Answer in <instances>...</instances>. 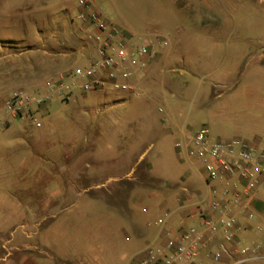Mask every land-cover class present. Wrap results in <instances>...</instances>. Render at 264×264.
Returning <instances> with one entry per match:
<instances>
[{
  "label": "crops",
  "instance_id": "crops-1",
  "mask_svg": "<svg viewBox=\"0 0 264 264\" xmlns=\"http://www.w3.org/2000/svg\"><path fill=\"white\" fill-rule=\"evenodd\" d=\"M110 1L114 2L112 6L117 9L115 2L117 0ZM151 2L153 3L149 6L148 14L155 17L161 25L175 27L176 33L179 34L177 43L183 45L185 43L186 48L205 47L209 50L216 48L215 41L210 36H205L201 40L189 35V32L200 26L206 27L209 33H225L230 28H236L239 29L240 34L247 36L254 27V24L248 25L249 18L251 17V23L256 22L255 26L258 28L261 20L257 17L264 16L262 13L264 0H151ZM81 9L78 5L74 15L67 13L70 25L67 36H61L63 31L54 30L44 38V44L36 50L31 47L26 51L3 54L0 52L2 54L0 55V88L7 83L9 72L13 69L28 71L37 68L38 63L47 60L57 63L60 58H72L79 64L87 63L90 45L80 39L82 36L79 31L80 23L75 18ZM254 15H256L255 19ZM262 29L261 34L256 36L260 49H264V27ZM62 46L68 48L66 53L46 51L56 50L57 47ZM36 51L41 52V56H34ZM170 51L171 45L168 50L159 49L147 69L146 76L140 82V86L147 92L146 98L150 104L168 103L166 70L161 73L160 68L165 66ZM30 52L36 59L33 64L27 65L24 55ZM261 57L263 58L264 55ZM209 60L210 53L207 51L202 61L209 62ZM7 66L10 69H6ZM61 70L63 68L57 69L54 73ZM153 77H156V82L151 83ZM43 85L44 81L40 78L30 79L31 92L42 91ZM12 91L3 95L0 102ZM170 96L174 97V93L171 92ZM244 97L237 85L229 88L224 95L222 93L214 95V98L222 99L224 111L231 119L239 114L249 113V109H254L252 112L255 115L253 114L252 117H255V120L249 121V126L240 125L238 130L244 140L264 150V97L257 99L251 105L246 104ZM159 107H162L163 111H158L164 113L160 118L162 129L170 132L174 140L181 130H196L187 122L184 108L180 104L174 103L167 106V109L162 105ZM52 108V104L48 103L33 110L39 123L51 115ZM210 115L215 114L210 113ZM134 118L136 121L140 119L137 115ZM24 119L29 117L16 118L7 128L0 131V264H108L110 257L108 249H105L104 244L96 242L114 235L119 225L102 223L96 228L95 238L89 240L87 228L82 223L84 215L82 209H87L89 205L86 194L91 191L89 189L91 187L107 190L110 186L113 190L115 187L119 189L121 186L119 181L134 179L135 168L142 160L148 162L149 174L159 179L163 185L159 188L144 186L129 190L128 198L147 191L151 205L149 208H142V211L148 215L145 222L134 221L131 224L136 241L128 249L130 254L123 264H136L137 257L147 246L161 247L168 237H177L180 231L186 229L187 223L190 222L188 227L196 224L200 213L207 212L210 199L219 195L218 192L212 193L196 166L190 165V169L179 176H173L169 172H157L154 165L156 158L147 159V151L152 143L131 164H128L122 173L100 180L98 173L89 172L87 169L89 158L85 130L75 129L68 136L61 137V141L54 142L50 139L51 133L48 135V128H42L45 124L41 123L37 126V130L31 132L28 129L29 124L23 122ZM136 121L132 124L136 125ZM146 126L154 128L155 124L147 122ZM218 126L220 128V125ZM227 127L228 124L224 125L221 131L226 132ZM224 132L220 139L231 138ZM103 161L110 163L115 159L105 157L95 160L98 163ZM203 194L206 199L205 206L197 201ZM24 195H27L26 200ZM156 198H160L159 202L155 201ZM157 206L162 208L161 213L156 209ZM164 213L168 214L164 224L154 225V220ZM238 223L241 229L237 235V244L253 243L260 239L262 233L260 228H264V179L255 190L252 217L240 216ZM217 238L220 239V235ZM144 243L147 244L145 247H143ZM212 244L209 245L210 249L213 247ZM229 262L231 259L225 256L214 263ZM198 263H209L206 252H201Z\"/></svg>",
  "mask_w": 264,
  "mask_h": 264
},
{
  "label": "rangeland",
  "instance_id": "rangeland-1",
  "mask_svg": "<svg viewBox=\"0 0 264 264\" xmlns=\"http://www.w3.org/2000/svg\"><path fill=\"white\" fill-rule=\"evenodd\" d=\"M115 2L117 9H114L112 6L114 2L110 0H94L96 7L109 20L125 29L137 34L157 30L168 37L171 51L164 66L168 103L150 104L146 96L137 97L106 89L87 92L74 90L68 99L53 97L50 101L53 106L52 113L48 118L42 119L40 124H45L42 128H48V135L51 133L50 139L54 142L61 141V137L68 136L75 129L85 130L89 158L87 169L89 172L98 173L100 180L122 173V170L126 169L150 143L152 146L148 148L147 159L156 158L154 165L157 172H169L173 176H179L187 172L191 166L187 161L179 159L175 153L174 136L162 129L160 118L164 113L158 111V106L162 105L167 109V106L178 103L184 108L187 122L192 128L197 129L204 123L211 134L220 139L224 132L221 131L223 126L228 124L225 135L241 138L238 127L249 126V121L255 120V117H252L255 115L252 112L254 109L231 119L224 111L222 99L214 98V95L217 93L224 95L229 88L237 85L248 105L264 97V57H261L264 55V49L259 48L256 38L263 30L264 16L257 17L261 20L258 28L255 26L256 22L251 23V17L249 18L248 25L254 24V27L247 36L240 34L236 28H230L225 33H209L206 27L200 26L189 32V35L201 40L205 36H210L214 39L216 48L210 50L205 47L186 48L185 43L184 45L177 43L179 34L176 33L175 27L161 25L155 17L148 14L149 6L153 3L151 0ZM77 7L78 0H0V52L3 54L26 51L31 47L36 50L44 44V38L54 30L63 31L61 36H67L70 25L66 15L67 13L74 15ZM262 13L264 15V7ZM253 18L255 19L256 15ZM57 48L46 51L51 53L68 51V48L63 46ZM207 51L210 53V60L203 62ZM34 56H41V52H34ZM24 59L27 65H31L36 57L30 52L24 55ZM78 64L72 58H60L57 63L48 60L38 63L37 68L25 70L26 72L13 69L9 72L7 83L2 84L0 88V100L13 89H23L31 93L29 83L33 77L45 82L60 72L74 69ZM59 68L63 70L54 73ZM6 69L10 67L7 66ZM153 82H156V77L152 78L151 83ZM171 92L174 93V97L170 96ZM210 113L215 115L209 116ZM136 115L140 118L137 121L134 118ZM133 121H136V125L132 124ZM23 122L29 124L28 129L31 132L38 129L30 118L24 119ZM147 122H152L155 127L149 128L146 126ZM105 157H112L115 161L95 162ZM144 161L146 172L149 174L148 162ZM135 180L134 177L132 181H119L120 188L115 187L114 190L110 186L107 190L91 187L89 188L91 191L86 194L89 205L87 209H82L84 212L82 223L87 228L89 240L95 238L96 228L102 223L119 225L114 235L96 242L104 244L105 249H108L110 256L108 264L125 262L127 255L130 254L128 249L136 241L131 228L132 222H145L148 217L142 211L143 207L149 208L151 205L147 191L128 198L131 188L144 187L142 184L131 187L129 182ZM155 182L154 186L159 188L161 185ZM26 196L24 195L25 200ZM159 200L160 198L155 199L158 202ZM197 201L205 206L204 194ZM157 207L161 213L162 208ZM188 225L190 222L185 227ZM145 245L147 244L144 243L143 247ZM260 251L263 254L261 258L245 264H264V250ZM228 264H232V261Z\"/></svg>",
  "mask_w": 264,
  "mask_h": 264
},
{
  "label": "built area",
  "instance_id": "built-area-1",
  "mask_svg": "<svg viewBox=\"0 0 264 264\" xmlns=\"http://www.w3.org/2000/svg\"><path fill=\"white\" fill-rule=\"evenodd\" d=\"M78 5L82 8L75 16L80 23V39L90 45L87 63L46 79L40 92L12 91L0 102V131L22 117H29L39 126L33 110L50 103L53 97L64 99L74 90L147 95L140 82L159 49L170 48L168 37L157 30L131 32L105 17L94 0H78ZM164 71L162 66L160 72ZM158 110L162 112L163 108ZM173 144L179 159L196 166L212 193L219 195L210 199L207 212L200 213L196 224L180 231L177 237H168L161 247L147 246L136 264H199L203 251L207 264L225 256L232 264L261 258L264 228H260L259 241L250 244H237V235L241 229L239 217L253 215L255 190L264 179V150L239 137L217 139L204 124L196 130H181ZM167 215L156 218L154 225L162 226Z\"/></svg>",
  "mask_w": 264,
  "mask_h": 264
},
{
  "label": "trees",
  "instance_id": "trees-1",
  "mask_svg": "<svg viewBox=\"0 0 264 264\" xmlns=\"http://www.w3.org/2000/svg\"><path fill=\"white\" fill-rule=\"evenodd\" d=\"M146 169L147 167H146V163L144 160L140 161L137 164L135 171H134V177L136 178V180L133 182H129L130 185H132L131 187H133V185H136V184H142L147 187L156 188L154 186V183H156L155 181H157L160 185H163V183L159 179L149 175L146 172Z\"/></svg>",
  "mask_w": 264,
  "mask_h": 264
}]
</instances>
